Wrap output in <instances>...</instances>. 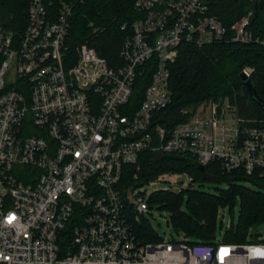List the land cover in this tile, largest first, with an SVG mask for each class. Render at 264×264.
I'll return each instance as SVG.
<instances>
[{"label":"built area","instance_id":"built-area-1","mask_svg":"<svg viewBox=\"0 0 264 264\" xmlns=\"http://www.w3.org/2000/svg\"><path fill=\"white\" fill-rule=\"evenodd\" d=\"M79 1L29 0L23 31L0 26V264H264V241L146 240L136 224L147 197L121 184L146 151L264 176V117L242 124L227 96L181 109L170 126L161 113L179 44L264 45L249 29L252 10L227 26L210 0H135L139 15L122 24L130 33L109 65L93 47L74 57L65 44ZM150 70L136 100L135 81Z\"/></svg>","mask_w":264,"mask_h":264},{"label":"trees","instance_id":"trees-1","mask_svg":"<svg viewBox=\"0 0 264 264\" xmlns=\"http://www.w3.org/2000/svg\"><path fill=\"white\" fill-rule=\"evenodd\" d=\"M57 4L60 0H46ZM135 0H81L75 3L69 20L65 44L70 54L77 52V46L93 47L109 65L119 62V50L123 40L130 33V24L139 13L134 9ZM29 0H0V26L14 33L23 31L27 24ZM257 5V16L251 17L249 29L255 35H264V0H210L209 11L227 26L253 10ZM2 56L0 55V62ZM252 66L250 76L254 87L264 99V45L258 41L235 42L220 40L201 46L181 42L178 55L170 66L168 88L171 102L162 111L163 123L170 126L184 118L180 110L196 106L202 101L229 97L237 105L242 124H254L264 117V109L255 103L246 91L239 77L241 69ZM150 71L138 77L134 84V97L141 96L147 86ZM136 105V104H135ZM134 105V106H135ZM140 169L136 178L133 170L125 167L121 181L123 187L141 186L154 181L162 173H187L193 183L210 178L224 182V187L214 190L192 188L193 183L183 190L158 189L147 197L150 207L167 209L176 229H183L192 240L189 242H214V229L220 205L230 208L238 204V219L225 230V242H245L250 228L252 237L257 238V227L264 222V176H247L241 171L223 173L219 161L206 164L200 169L196 159L183 153H141ZM186 196V198H185ZM185 206V208H184ZM136 232L146 240H160L152 231L146 217L136 224Z\"/></svg>","mask_w":264,"mask_h":264},{"label":"rangeland","instance_id":"rangeland-1","mask_svg":"<svg viewBox=\"0 0 264 264\" xmlns=\"http://www.w3.org/2000/svg\"><path fill=\"white\" fill-rule=\"evenodd\" d=\"M187 174L186 173H162L154 181H151L147 184L138 186L136 192L143 193L145 197H148L151 192L158 189H171L179 190L181 187H187ZM226 184L221 181H215L210 178L202 179L193 183L192 188H199L204 190L212 191L214 187H224ZM186 198V196H185ZM185 208V206H184ZM238 204L235 203L232 208L228 205H220L217 211V222L214 229V238L212 239L215 242L222 241L224 238L225 230L231 225L235 224L238 219ZM170 212L165 209L158 207L157 205L151 206L149 215L146 216L150 227L154 234L159 237L160 240L167 241L171 238L180 240H192L191 236L185 232L183 229L174 228ZM253 228H250L247 236L245 238L246 242H263L264 241V222L260 223L257 227L258 236L257 238L252 237L251 234ZM224 241V240H223Z\"/></svg>","mask_w":264,"mask_h":264},{"label":"water","instance_id":"water-1","mask_svg":"<svg viewBox=\"0 0 264 264\" xmlns=\"http://www.w3.org/2000/svg\"><path fill=\"white\" fill-rule=\"evenodd\" d=\"M252 16L253 18L257 16V5L255 4L253 10H252ZM240 79L242 80L247 93L252 98V100L257 103L262 109H264V99L259 95L256 88L254 87V84L252 80L248 77H246L243 73L239 74ZM204 166L201 165L200 169L203 170Z\"/></svg>","mask_w":264,"mask_h":264}]
</instances>
